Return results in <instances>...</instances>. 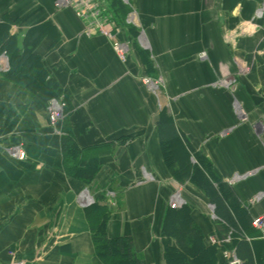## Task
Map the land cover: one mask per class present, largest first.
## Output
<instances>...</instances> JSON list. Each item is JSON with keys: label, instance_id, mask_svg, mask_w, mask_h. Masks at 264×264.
<instances>
[{"label": "crops", "instance_id": "0c3cea01", "mask_svg": "<svg viewBox=\"0 0 264 264\" xmlns=\"http://www.w3.org/2000/svg\"><path fill=\"white\" fill-rule=\"evenodd\" d=\"M53 2L0 0V22L20 51L28 29L42 30L33 53L46 73H0V264H103L78 198L84 189L108 207L107 234L130 236L140 264H165L160 226L176 189L205 242L233 230L200 190L169 173L157 129L163 108L181 141L232 191L242 217L231 213L239 232L223 250L240 264H264V237L250 223L264 213V13L255 15L262 0H127L135 44L152 63L150 77L161 79L155 93L141 80L146 68L134 47L120 61L106 37L83 35L73 12ZM123 35L130 41L126 27ZM55 96L66 103L56 130L47 119ZM62 135L96 157L89 182L65 172ZM15 145L25 158L7 152Z\"/></svg>", "mask_w": 264, "mask_h": 264}, {"label": "trees", "instance_id": "16d2710c", "mask_svg": "<svg viewBox=\"0 0 264 264\" xmlns=\"http://www.w3.org/2000/svg\"><path fill=\"white\" fill-rule=\"evenodd\" d=\"M107 2L116 22L127 28L131 37L129 38L130 45L134 47L145 65L146 74L155 76L147 53L135 44L134 36L137 33V28L132 24L125 23L124 19L130 10L128 5L122 0H107ZM9 27L8 22H0V51H5L9 63V69L4 72V75L10 79L18 80L20 73L33 72L39 78L44 79L46 73L40 58L33 53V46L40 39L42 30L39 27L28 29L25 34L26 38L24 37L21 44L22 51H20L16 37L9 33ZM46 83L58 95L55 81L49 79ZM157 129L163 160L171 176L178 182L186 181L195 186L209 202L214 204L215 212L226 220V224L234 226L229 241L220 244L205 242L201 230L193 221L191 207L188 203L185 202L176 208L168 206L160 226L164 263L216 264L219 252L233 246L234 240L237 239L236 233L239 232L236 231L238 224L231 213L239 218L242 216L237 210L238 207L232 191L227 183L215 176L209 161L203 154L195 151L188 142L183 143V140L181 141L171 117L164 108L158 115ZM61 150L65 172L82 179L84 182H89L98 169L96 157H85L83 149L77 146L70 135H62ZM190 156L194 162L190 161ZM79 158L85 159V164H80ZM84 212L91 232L95 254L103 264H140L139 257L133 251L130 236H109L107 234L106 228L110 211L105 204L93 202L85 207ZM229 227L224 226V230L228 231ZM246 252L248 253V250ZM248 260L249 264H252V258L249 257ZM221 264H227L224 257H222Z\"/></svg>", "mask_w": 264, "mask_h": 264}, {"label": "built area", "instance_id": "2783aa9c", "mask_svg": "<svg viewBox=\"0 0 264 264\" xmlns=\"http://www.w3.org/2000/svg\"><path fill=\"white\" fill-rule=\"evenodd\" d=\"M124 3H128L127 0H122ZM53 6L55 9H70L73 14L82 22V34L85 36L102 35L110 41V45L117 58L125 62L127 53L130 49V43L128 39L124 38L123 28L116 22V19L110 9L107 0H54ZM264 13V0L259 4L255 10V15L260 16ZM125 23L137 25L136 13L134 10H130L126 17ZM9 69L8 58L5 51H0V72H6ZM248 68L245 67V71ZM142 82L152 92H156L159 88L160 78H151L149 76H142ZM66 106L65 101L60 97H52L47 102V119L49 125L56 130V125L62 119L64 114V108ZM7 152L18 159L25 158V151L21 145H15L7 148ZM112 191H107V196H112ZM78 198L85 206L93 203V200L86 189L82 190L78 194ZM257 198V197H254ZM113 203V202H112ZM112 203H108L112 204ZM168 204L172 208L180 207L183 204V200L180 195V191L175 190L169 197ZM251 226L258 229L264 237V213H261L253 217L250 221ZM233 230H230L226 235L220 239L216 237H209V242L212 244H220L227 242L230 239V234ZM13 254V251H10ZM222 255L227 259V264H240L239 259L236 258L233 250H223ZM11 264H22L21 261H12Z\"/></svg>", "mask_w": 264, "mask_h": 264}, {"label": "rangeland", "instance_id": "374dc122", "mask_svg": "<svg viewBox=\"0 0 264 264\" xmlns=\"http://www.w3.org/2000/svg\"><path fill=\"white\" fill-rule=\"evenodd\" d=\"M174 147V146H173ZM193 159V158H192Z\"/></svg>", "mask_w": 264, "mask_h": 264}]
</instances>
